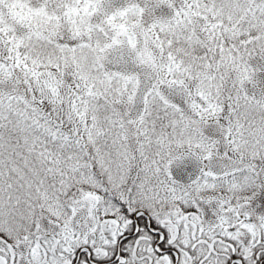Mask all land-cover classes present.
Segmentation results:
<instances>
[{
    "label": "snow or ice",
    "instance_id": "snow-or-ice-1",
    "mask_svg": "<svg viewBox=\"0 0 264 264\" xmlns=\"http://www.w3.org/2000/svg\"><path fill=\"white\" fill-rule=\"evenodd\" d=\"M0 264H264V0H0Z\"/></svg>",
    "mask_w": 264,
    "mask_h": 264
}]
</instances>
